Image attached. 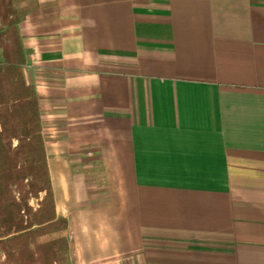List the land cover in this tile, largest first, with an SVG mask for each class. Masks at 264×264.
Masks as SVG:
<instances>
[{"label": "crops", "instance_id": "obj_1", "mask_svg": "<svg viewBox=\"0 0 264 264\" xmlns=\"http://www.w3.org/2000/svg\"><path fill=\"white\" fill-rule=\"evenodd\" d=\"M17 27L70 264H264V0H33Z\"/></svg>", "mask_w": 264, "mask_h": 264}, {"label": "trees", "instance_id": "obj_2", "mask_svg": "<svg viewBox=\"0 0 264 264\" xmlns=\"http://www.w3.org/2000/svg\"><path fill=\"white\" fill-rule=\"evenodd\" d=\"M32 4L0 0V264H65L67 220L56 214L37 96L22 70L17 26ZM39 193L33 210L28 199Z\"/></svg>", "mask_w": 264, "mask_h": 264}, {"label": "rangeland", "instance_id": "obj_3", "mask_svg": "<svg viewBox=\"0 0 264 264\" xmlns=\"http://www.w3.org/2000/svg\"><path fill=\"white\" fill-rule=\"evenodd\" d=\"M13 146H15L17 144V141L14 139L13 141ZM25 183H27V180H25ZM12 189L15 188V186H12L11 187ZM44 193H39V195L37 197H32L30 196L29 199H28V205L33 209V210H36L38 207H39V203L40 201L42 200V197H43ZM14 197L16 198V200L19 201V193L14 191ZM68 242V241H67ZM69 245H68V252L66 254V262L65 264H70L69 262ZM0 260L3 261L4 260V255L2 252H0Z\"/></svg>", "mask_w": 264, "mask_h": 264}]
</instances>
